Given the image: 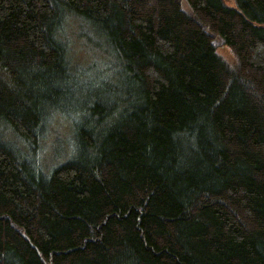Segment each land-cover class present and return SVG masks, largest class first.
Here are the masks:
<instances>
[{
	"label": "trees",
	"instance_id": "16d2710c",
	"mask_svg": "<svg viewBox=\"0 0 264 264\" xmlns=\"http://www.w3.org/2000/svg\"><path fill=\"white\" fill-rule=\"evenodd\" d=\"M62 98L84 118L45 177ZM0 125V264H264V0H0Z\"/></svg>",
	"mask_w": 264,
	"mask_h": 264
},
{
	"label": "rangeland",
	"instance_id": "374dc122",
	"mask_svg": "<svg viewBox=\"0 0 264 264\" xmlns=\"http://www.w3.org/2000/svg\"><path fill=\"white\" fill-rule=\"evenodd\" d=\"M63 18L64 19H62L61 22L63 23V29L65 36L67 37L70 58L73 62L72 64L69 63L71 73L74 71L75 75L84 83L97 81V79H100L97 81L100 82L102 80L101 78H106V75L110 72V70L104 68L107 56L104 54V50L102 49L103 47H98L87 37L85 32L88 30V32L93 35L103 46L102 36L99 34L98 30L94 28V25H90L88 21L80 17H77V19L73 20V15L67 14ZM91 32L96 33L97 36ZM218 52L226 59L227 62L234 61L233 54L230 53V51L225 46H219ZM110 60L114 61L113 57ZM107 66L112 68L115 65L108 63ZM114 75L115 74L112 73L108 76V78ZM86 91L87 89H83L80 94L84 95ZM59 103L61 105V109L53 108L50 111L54 113H59L61 111L68 115V119L66 121L62 117L56 115L55 117L52 116L50 119H48L45 124V133L43 132L40 154L43 155L46 148L48 151L51 148L53 151H55V157H53V154L50 158V162L55 160L54 165L53 167H49V169H51L48 173H43V175L45 174V177L49 176L52 168L62 163L66 159L64 152H67L69 148L72 149L75 147V126L77 122L84 118L83 112L78 111L79 104L74 103V101H65L63 98L59 101ZM2 131L3 128L0 125V133ZM7 135L13 136L10 130H7ZM53 144L55 147H52Z\"/></svg>",
	"mask_w": 264,
	"mask_h": 264
}]
</instances>
